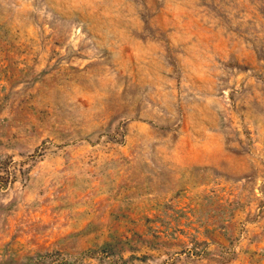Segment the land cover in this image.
<instances>
[{
	"label": "rangeland",
	"instance_id": "rangeland-1",
	"mask_svg": "<svg viewBox=\"0 0 264 264\" xmlns=\"http://www.w3.org/2000/svg\"><path fill=\"white\" fill-rule=\"evenodd\" d=\"M0 264H264V0H0Z\"/></svg>",
	"mask_w": 264,
	"mask_h": 264
}]
</instances>
